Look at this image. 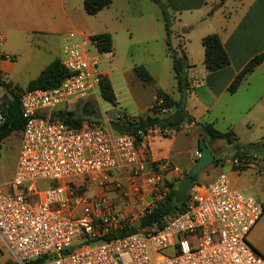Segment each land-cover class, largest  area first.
Returning <instances> with one entry per match:
<instances>
[{
  "label": "built area",
  "instance_id": "built-area-1",
  "mask_svg": "<svg viewBox=\"0 0 264 264\" xmlns=\"http://www.w3.org/2000/svg\"><path fill=\"white\" fill-rule=\"evenodd\" d=\"M3 44L0 32L2 54ZM61 50L67 72L61 83L21 93L19 159L8 190L0 187V255L6 250L16 264L42 258V264H264L248 240L263 217V203L232 188L226 174L194 183L187 210L166 218L163 228L105 239L128 223L104 194L86 196L88 186L104 187L119 169L139 175L144 167L135 137L97 124L73 128L56 117L100 94L103 58L112 55L76 31L63 35ZM1 105L0 96V123ZM80 178L85 181L77 183Z\"/></svg>",
  "mask_w": 264,
  "mask_h": 264
},
{
  "label": "crops",
  "instance_id": "crops-1",
  "mask_svg": "<svg viewBox=\"0 0 264 264\" xmlns=\"http://www.w3.org/2000/svg\"><path fill=\"white\" fill-rule=\"evenodd\" d=\"M163 1L168 6L172 19L177 18L178 15L177 21L173 20L171 26L172 46L180 54L186 53L190 65L188 69L190 90L187 97L189 113L197 122L212 123L220 132L234 131L241 145L262 141L264 139V61L247 76L236 92L230 93L228 88L246 64L264 52V0H226L222 4V0ZM33 4V0H27L25 4L28 14L25 23L27 33L21 41V49L28 54L26 74L31 75L29 83L52 62L60 59L63 35L67 33L66 30L58 27V21L54 16L47 15L42 10L40 13H33ZM213 7H217L218 10H214ZM221 12L222 15H219ZM187 13L189 15L185 16L184 14ZM139 21L141 24L137 30L142 35L144 44L152 42L156 44L155 53L158 56L155 57L151 53V61L140 62V65L145 66L150 72L154 83L144 85L136 78L138 85L130 86L119 77L116 79L111 77L108 70H103L104 73H108L117 96L116 108H125L116 118L122 115L130 118L147 115L156 102L158 90L169 94L174 100L180 98L174 73L172 77L174 83L168 88V67L170 64L173 70V66L168 54L164 20L150 15L140 16ZM200 25H204L200 31L191 32ZM0 32L4 36V47L7 35L1 29ZM101 33L111 34L114 54L117 32L107 26L99 34ZM210 34L219 35L230 58V65L216 72H208L204 65L205 50L202 39ZM1 50L7 56L5 51ZM168 60H170L169 64ZM10 61V58L7 60L0 58V69L4 67V62ZM95 101L100 104L104 100L99 94L91 97L86 104L88 102L93 104ZM128 108L131 110L129 111ZM101 120V126L112 132L106 122L110 123L114 119L102 117ZM199 135H201L200 131L194 124L182 127L170 138L162 137L158 130L151 131L138 146L144 169H148L150 164L162 162L160 164L170 169L168 179L178 181L181 177L184 178L199 157ZM252 162L251 166H257L255 185L241 189L244 194L264 203V160L262 157H257ZM224 163L230 161L213 165V168L207 171L205 169L198 176L200 183H211L220 174H225ZM131 172L128 168L119 169L111 174L110 180L115 179L120 183L126 179V173ZM142 177L144 178V174L139 176ZM141 186L144 187L145 183L133 184L135 191ZM248 240L257 252L264 255V215L251 231ZM5 261L6 259H0V264Z\"/></svg>",
  "mask_w": 264,
  "mask_h": 264
},
{
  "label": "rangeland",
  "instance_id": "rangeland-1",
  "mask_svg": "<svg viewBox=\"0 0 264 264\" xmlns=\"http://www.w3.org/2000/svg\"><path fill=\"white\" fill-rule=\"evenodd\" d=\"M33 1V13H40L42 10L43 13L54 16L61 30H66L67 32L76 31L85 35L99 34L107 26L115 30L117 32V36H115V52L103 58L102 67L103 70L109 71L111 77L115 79L119 77L124 83L130 84V86L138 85L136 84L138 80L133 72L134 67L139 66L140 62L151 61V53L155 57L158 56L155 53L156 44L154 42L144 44V39L137 30L141 24L139 21L140 16L151 15L163 19L160 8L150 0H113L112 6L94 16L88 15L84 11V0ZM26 3L27 0H0V29L7 35L5 45L2 47L7 56L0 52V58L3 59L2 55H4L5 60L8 58L11 60L10 62H4V67L0 69V75L4 81L17 84L14 85L12 83V88L15 90L26 88L29 80H31V75L26 74V67L29 62L28 54H26L25 50L21 49L22 38L27 33L25 29L26 17L28 15L25 10ZM213 9L216 10L217 7H213ZM184 15L187 16L189 13ZM219 15H222V12ZM177 19L178 15L177 18L173 17L174 21H177ZM203 26H196L191 32L195 31L196 33ZM169 61L168 64L170 63ZM173 73L174 71L169 64L168 88L174 83L172 78ZM105 77L110 79L108 73H105ZM4 92V89L0 86L1 97H3ZM84 107L93 112V115L99 119L104 117L105 119L112 118L115 120L118 114L125 110V108H116V106H112L105 101H102L100 104L95 101L93 104L88 102L83 107H76L71 111L81 114ZM128 110L130 111L131 109L128 108ZM110 123L106 122V125L111 127ZM21 141L22 133L15 132L2 142L0 148V187L3 191L8 190L7 183L14 177L20 154ZM211 147L222 162L226 160L230 161V163H224L223 171L229 177L232 188L242 192L241 188L255 185L257 178V170L255 169L257 166H249L245 172L234 170L233 159L235 150L233 147H229L224 141H217ZM160 163L162 162L150 164L148 169L142 170L139 175H136L134 171L126 173V179H123L120 183L116 182L115 179H111L106 182L104 187L90 184L86 196L104 194L114 205L115 210L121 213L125 222L131 225V223L139 221L147 210L155 207L168 194L170 190L169 183L176 184L178 187L183 179L181 176L180 182L168 179V171L170 169L168 166L165 169L161 168ZM212 168L213 164L207 167L206 171ZM141 174H144V178H139ZM84 181L83 178L76 180L77 183H83ZM134 183L138 185L145 183V186H141L135 191L133 187ZM194 183H200V180L197 179ZM118 184L120 185L117 186ZM44 186L47 188L50 184L45 183ZM10 258V254L3 249L0 259H6L7 261Z\"/></svg>",
  "mask_w": 264,
  "mask_h": 264
},
{
  "label": "trees",
  "instance_id": "trees-1",
  "mask_svg": "<svg viewBox=\"0 0 264 264\" xmlns=\"http://www.w3.org/2000/svg\"><path fill=\"white\" fill-rule=\"evenodd\" d=\"M155 3L161 10L162 18L165 23L166 31V43L168 46V54L172 60L173 71L177 81V91L180 94L179 100H174L169 94L162 90L157 91V98L154 106L149 110L147 115L142 117L130 118L125 115L119 116L117 119L111 122V129L115 135H130L135 137L136 145L139 146L144 138L150 133L151 130L160 129L161 136L164 138H170L174 132H178L182 127L186 125L194 124L200 131V134L216 156V153L212 149V144L217 141H224L226 144L231 145L235 150V156L233 160H239L243 163L256 160L257 157H262L264 160V139L257 143H251L241 145L238 143V137L234 131L220 132L216 130L212 123L209 122H197L196 119L187 110V97L190 90V81L188 76V58L185 52L181 54L172 46V16L169 12V8L163 0H150ZM226 0H222L221 4ZM112 0H84V11L86 14L94 16L106 8H109L112 4ZM92 38L97 41L98 50L105 54H113V40L109 33H101L93 35ZM202 45L205 50L204 65L208 72H216L224 69L230 65L229 55L221 41L218 34H210L202 39ZM2 58L5 60V56ZM264 61V52L252 58L246 66L236 75L228 90L230 93L236 92L242 82L250 75L262 62ZM1 72V71H0ZM133 72L136 78L144 85H150L154 83V78L143 66H135ZM67 76V72L62 67L59 59L52 62L47 66L39 76L32 80L24 89H13L12 83L4 81L0 75V86L7 92L14 95L15 99L12 101L11 97L4 92L2 101V115L3 122L0 123V148L2 142L10 137L15 132H21L25 127V119L22 116L20 97L21 93L26 90L37 89H49L58 86L61 81ZM100 94L102 99L112 106L117 105V96L115 94L112 82L107 77H104L100 85ZM177 107V111L168 118H162L165 114L163 110L170 111L173 107ZM76 115H80L79 118H75ZM83 115H93V112L87 108H83L81 114H77L72 111L60 110L56 113V117L62 120L73 128H79L83 125L101 123L87 121L82 118ZM217 157V156H216ZM1 158V155H0ZM220 158H216L213 165L222 164ZM234 170L245 171L248 166H238L233 164ZM189 174L186 173L185 176ZM198 179L194 177V182ZM179 182L181 179L178 180ZM170 190L163 199H161L155 207L147 210L140 218L141 225L134 227V224L125 226L116 234H110L105 239L112 240L131 234L137 233L143 229L159 230L163 228V224L166 218L171 216L173 210L176 213L185 212L188 208L189 196L186 200L177 204V185L168 184ZM83 192V191H82ZM263 215H264V203H263ZM45 259H38L31 264H42Z\"/></svg>",
  "mask_w": 264,
  "mask_h": 264
},
{
  "label": "water",
  "instance_id": "water-1",
  "mask_svg": "<svg viewBox=\"0 0 264 264\" xmlns=\"http://www.w3.org/2000/svg\"><path fill=\"white\" fill-rule=\"evenodd\" d=\"M5 92L11 97L12 101L15 99L14 95H12L10 92H7V90H5ZM176 111H177V107L175 106L170 111L166 112L162 116V118H168ZM79 117L80 115L75 116V118H79ZM82 118L87 121L102 123V120L94 115H83ZM198 138H199V143H198L199 157L196 163L194 164V166L190 169L189 174L182 179V181L178 186L177 199H176L177 204L183 203L188 197L190 189L194 184V177L199 176L207 167L212 165L217 158L210 149V147L208 146V144L206 143V141L204 140V138L202 137V135H199ZM175 214L176 211L173 210L171 212V215H175ZM140 225H141V221L139 220L134 224V227H139ZM3 264H16V263L12 259H9L5 261Z\"/></svg>",
  "mask_w": 264,
  "mask_h": 264
}]
</instances>
